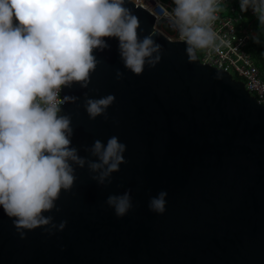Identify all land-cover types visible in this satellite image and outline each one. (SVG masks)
I'll list each match as a JSON object with an SVG mask.
<instances>
[{
    "label": "water",
    "instance_id": "1",
    "mask_svg": "<svg viewBox=\"0 0 264 264\" xmlns=\"http://www.w3.org/2000/svg\"><path fill=\"white\" fill-rule=\"evenodd\" d=\"M139 20L138 36L161 46L155 67L141 75L125 68L117 38L96 51L86 88L62 95L71 116L72 146L88 159L95 140L117 136L125 163L98 184L87 164L75 166L71 190L61 191L51 215L63 230H23L0 207V264H264V104L229 72L190 62L186 43L153 28L154 16L125 0ZM155 55V54H154ZM123 73L116 78V71ZM88 98L115 101L90 119ZM168 193L166 211H150L151 197ZM130 191L132 208L117 217L105 201Z\"/></svg>",
    "mask_w": 264,
    "mask_h": 264
},
{
    "label": "clouds",
    "instance_id": "2",
    "mask_svg": "<svg viewBox=\"0 0 264 264\" xmlns=\"http://www.w3.org/2000/svg\"><path fill=\"white\" fill-rule=\"evenodd\" d=\"M164 11L185 42L190 62L197 50L218 47L224 41L214 30L219 0H173ZM241 10L252 8L264 23V0H240ZM139 20L125 0H0V207L23 230L45 227L63 230L51 215L61 191L77 179L75 166L86 164L98 184L111 183V174L125 163L126 145L112 136L105 144L97 139L90 148L96 159L79 155L72 146L71 116L61 105L78 97L60 93L78 83L86 88L99 63L95 52L110 48L105 38H117L125 68L141 75L145 65L155 67L161 46L151 35L138 36ZM155 54V55H154ZM123 73L117 69L119 80ZM84 107L90 119L104 115L115 101L112 94L88 98ZM166 191L151 197L150 211H166ZM105 203L117 217L132 208L130 191L111 194Z\"/></svg>",
    "mask_w": 264,
    "mask_h": 264
},
{
    "label": "built area",
    "instance_id": "3",
    "mask_svg": "<svg viewBox=\"0 0 264 264\" xmlns=\"http://www.w3.org/2000/svg\"><path fill=\"white\" fill-rule=\"evenodd\" d=\"M132 1L153 14L155 30L168 38L178 39L177 31L164 16L165 10L171 12L174 7L173 0ZM216 15L217 19L213 27L224 43L220 44L217 41L216 48L197 50L199 61L227 71L234 78L239 77L258 103L264 104V46L258 59L254 58L247 49L254 26L261 27L264 23L259 21L258 14L251 7L247 11L241 10L240 0H219V10ZM163 24L169 26L173 34L164 31ZM60 96L63 98L62 91Z\"/></svg>",
    "mask_w": 264,
    "mask_h": 264
},
{
    "label": "trees",
    "instance_id": "4",
    "mask_svg": "<svg viewBox=\"0 0 264 264\" xmlns=\"http://www.w3.org/2000/svg\"><path fill=\"white\" fill-rule=\"evenodd\" d=\"M263 46H264V26L261 27L254 26L247 49L254 58L258 59L260 57V52ZM235 78L239 80V77L235 76Z\"/></svg>",
    "mask_w": 264,
    "mask_h": 264
},
{
    "label": "rangeland",
    "instance_id": "5",
    "mask_svg": "<svg viewBox=\"0 0 264 264\" xmlns=\"http://www.w3.org/2000/svg\"><path fill=\"white\" fill-rule=\"evenodd\" d=\"M162 28H163V30L166 31L168 34H173V30H172L169 26H167L166 24H163V25H162ZM197 54H198V53H197Z\"/></svg>",
    "mask_w": 264,
    "mask_h": 264
}]
</instances>
